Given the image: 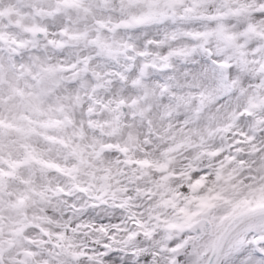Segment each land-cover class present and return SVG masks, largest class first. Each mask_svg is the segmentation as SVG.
<instances>
[{"label":"clouds","instance_id":"1","mask_svg":"<svg viewBox=\"0 0 264 264\" xmlns=\"http://www.w3.org/2000/svg\"><path fill=\"white\" fill-rule=\"evenodd\" d=\"M260 32L264 0H0V264H264Z\"/></svg>","mask_w":264,"mask_h":264},{"label":"snow or ice","instance_id":"2","mask_svg":"<svg viewBox=\"0 0 264 264\" xmlns=\"http://www.w3.org/2000/svg\"><path fill=\"white\" fill-rule=\"evenodd\" d=\"M64 3H66V4H74V3H76V0H64ZM258 35L259 36H264V32H260V33H258ZM226 39L228 40V42L230 44H233V46L235 47L236 53H237V56H238L240 62L246 63V60L244 59L246 57V55H247V53L244 50L246 45L244 43H234V38L233 37H227ZM241 135H244V134L241 133ZM249 139H251V137H249ZM9 167H11V168L16 167V162H9ZM5 175H12V173L11 172H4L2 169H0V177H3ZM207 199H208L207 197H201L200 198L201 203L205 204L207 202ZM23 203H24V198L22 197L19 200L18 205H22ZM59 238L61 240H63L65 237L61 234ZM27 255H32V253L29 252V253H27ZM73 255L76 256V255H82V254L73 253ZM45 264H47V262H45Z\"/></svg>","mask_w":264,"mask_h":264}]
</instances>
